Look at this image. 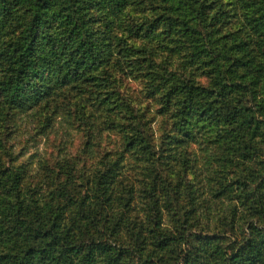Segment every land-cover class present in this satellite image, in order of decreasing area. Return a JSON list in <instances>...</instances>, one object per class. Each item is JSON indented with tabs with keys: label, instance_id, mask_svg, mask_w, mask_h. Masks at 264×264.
<instances>
[{
	"label": "trees",
	"instance_id": "16d2710c",
	"mask_svg": "<svg viewBox=\"0 0 264 264\" xmlns=\"http://www.w3.org/2000/svg\"><path fill=\"white\" fill-rule=\"evenodd\" d=\"M0 264H264V0H0Z\"/></svg>",
	"mask_w": 264,
	"mask_h": 264
},
{
	"label": "rangeland",
	"instance_id": "374dc122",
	"mask_svg": "<svg viewBox=\"0 0 264 264\" xmlns=\"http://www.w3.org/2000/svg\"><path fill=\"white\" fill-rule=\"evenodd\" d=\"M134 85V82L131 81ZM68 130V131H67ZM75 129L68 128L66 123L58 116L47 129L46 135L37 129L34 119L24 117L19 121V126L10 134L9 142H11L13 152L21 151L17 160H21L33 154V158L39 155L47 156L55 151L56 146L65 144L68 148L73 149L78 141V134ZM79 142V141H78Z\"/></svg>",
	"mask_w": 264,
	"mask_h": 264
}]
</instances>
